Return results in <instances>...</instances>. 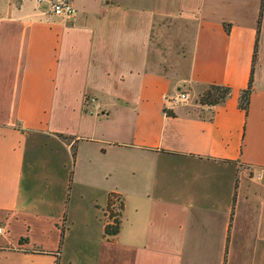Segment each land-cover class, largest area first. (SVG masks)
Masks as SVG:
<instances>
[{
	"label": "crops",
	"instance_id": "obj_1",
	"mask_svg": "<svg viewBox=\"0 0 264 264\" xmlns=\"http://www.w3.org/2000/svg\"><path fill=\"white\" fill-rule=\"evenodd\" d=\"M3 1L0 264H264V181L250 173L264 167V9L239 106L262 0H70V17L51 11L59 0ZM208 84L232 95L201 105ZM43 163L47 183L72 163L70 185L88 189L72 212L37 199ZM116 173L124 182L102 195L96 180ZM111 192L123 200L114 235Z\"/></svg>",
	"mask_w": 264,
	"mask_h": 264
},
{
	"label": "rangeland",
	"instance_id": "obj_2",
	"mask_svg": "<svg viewBox=\"0 0 264 264\" xmlns=\"http://www.w3.org/2000/svg\"><path fill=\"white\" fill-rule=\"evenodd\" d=\"M19 1L20 0H12L11 4H14L13 7H12L13 9H17V4H19ZM68 1H70V0H68ZM0 2H4V1L0 0ZM70 2H72V1H70ZM177 93L178 92H174V94H177ZM91 97H95L96 99H98L95 95H93V93H88V96L86 97V102H85L86 103L85 107L88 109V111L91 110V103H89V99ZM198 101H199V96H198ZM186 102H188V101H186ZM180 103H182V102L181 101L177 102V104H180ZM99 109L100 110L102 109V105H101V107ZM32 137H34V135H32ZM63 142H64V144L70 143L69 140H64V139H63ZM55 146L57 147V150H59L60 148L64 147V145L62 143H59V145L55 144ZM71 151L72 152L74 151V147L73 146H71ZM41 152H42V154H44L43 148H42V150L38 149V154H41ZM42 154L39 155V156L42 157L43 156ZM43 157H45V156H43ZM47 158H49V157L47 156ZM30 159H31V157H29V161H30ZM50 159L51 158H49V160ZM68 165H65L67 167L62 166V165L58 166V169H60L62 171L58 172L59 171L58 170L55 174L60 176L61 180H59V182L58 181L57 182L56 181H51L50 183H47L46 181H47L48 178L47 177H43V176L44 175L45 176L46 175H50L52 169L51 170L50 169H46V166H45L44 163L41 164L37 168V171L39 172V174L36 173V175L38 174V176L40 178V181L36 185L37 186V191L36 192H39V196H36V197L40 201L43 198H44V200H48V201L50 200L47 203L48 210H53L55 212H60V211L64 210L65 213L68 210H70V212H72V210H74V206H75V202H76V201H74L75 197L77 198L78 195L85 194V191H88V189L86 187L79 186V183H78L79 181H74L73 180L72 184L70 185L69 181L71 180L72 175L67 177V173H68V169L71 170L73 165H72V163H69ZM32 170H33V168L29 167V165H27L26 168H25V174H24V186L25 187H27L28 184H30L29 181H30V179H32L31 177L34 176V175H32ZM121 182H124V174L123 173H116L112 177L108 176V177L98 178L96 180V188L102 195H104V191L106 189H110L111 187H116ZM123 184H121V185H123ZM47 186H49L50 191H51V193L49 195V199H46L45 195L41 194V193H45L46 194ZM53 193L57 197H54L55 195ZM118 197H122V195L119 194V193H116V192H111L109 194V199L114 201V203L116 202V199ZM84 200H86V199L84 198ZM67 201H68V203H67ZM86 202L87 201H85V203H84L85 205H86ZM122 203H123V200H122ZM67 206H68V209H67ZM14 226H17V225L14 224ZM82 226H88V225H82Z\"/></svg>",
	"mask_w": 264,
	"mask_h": 264
},
{
	"label": "trees",
	"instance_id": "obj_3",
	"mask_svg": "<svg viewBox=\"0 0 264 264\" xmlns=\"http://www.w3.org/2000/svg\"><path fill=\"white\" fill-rule=\"evenodd\" d=\"M263 9H264V0H262L261 11H260L259 19H258V36H257L256 46H255L254 56H253L252 73H251L247 88L243 89L240 92V96H239V106L245 110L246 114L248 113L251 94L254 90V85H253L254 84V70H255V65L257 63V59H258V42H259V34H260L262 16H263ZM230 26L231 24L225 23V28L227 30H229ZM231 95H232V88L229 85L208 84L204 88V90L200 93L199 102L201 105L214 106L217 104L224 103ZM166 111L169 112L170 109H166ZM120 229H121L120 218H116L113 220L112 223L106 226L105 233L109 235H114V234L119 233Z\"/></svg>",
	"mask_w": 264,
	"mask_h": 264
},
{
	"label": "built area",
	"instance_id": "obj_4",
	"mask_svg": "<svg viewBox=\"0 0 264 264\" xmlns=\"http://www.w3.org/2000/svg\"><path fill=\"white\" fill-rule=\"evenodd\" d=\"M50 9L54 14L64 15L68 17L73 16L75 12L77 11V8L75 7V5L68 0L56 1L52 3ZM164 97H165V100L170 102V106H172V105L177 104V102H180V101L182 102L186 100L188 98V95L186 92L179 91L177 94H171V95L165 94ZM89 103H91L90 111L92 113L98 112L100 110L99 108L101 107V104L95 97H91L89 99ZM250 173L252 174L254 178L264 181V167L257 168L255 170H250ZM121 211H122V198L118 197L116 199V202L114 203V201H112L109 206L108 224L112 223L114 219L120 218ZM2 232H3V228L0 227V233Z\"/></svg>",
	"mask_w": 264,
	"mask_h": 264
}]
</instances>
